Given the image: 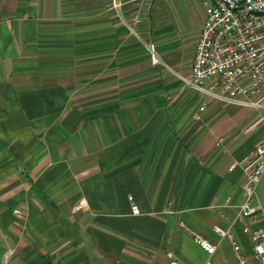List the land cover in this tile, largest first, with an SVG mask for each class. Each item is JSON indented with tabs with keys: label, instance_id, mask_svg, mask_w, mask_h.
Returning <instances> with one entry per match:
<instances>
[{
	"label": "crops",
	"instance_id": "obj_1",
	"mask_svg": "<svg viewBox=\"0 0 264 264\" xmlns=\"http://www.w3.org/2000/svg\"><path fill=\"white\" fill-rule=\"evenodd\" d=\"M206 11L157 0L138 37L112 0H0V264H259L237 213L264 112L164 65L190 73Z\"/></svg>",
	"mask_w": 264,
	"mask_h": 264
},
{
	"label": "built area",
	"instance_id": "obj_2",
	"mask_svg": "<svg viewBox=\"0 0 264 264\" xmlns=\"http://www.w3.org/2000/svg\"><path fill=\"white\" fill-rule=\"evenodd\" d=\"M156 1L112 0V9L127 29L139 37L136 26L142 21L141 12ZM204 5L206 19L196 43L190 73L183 74L168 64L164 65L184 86L204 97L264 112V0H204ZM125 7L131 13V22L124 17ZM206 107L207 102H204L195 119H201ZM260 122H264V115L255 124ZM224 142V138H219L216 146L221 147ZM240 163L245 173V198L239 205L237 218L250 220V223H245V230L251 232L255 257L259 264H264V212L261 207L253 206L264 174V135ZM132 211L140 213L135 204H132ZM14 213L23 215L19 209ZM193 236L209 256L215 254L217 243L197 232H193ZM232 244L236 256L243 263L240 246L233 238ZM8 257L6 254L4 261ZM149 264L160 263L152 260ZM170 264L182 263L170 254ZM206 264H213L212 260L209 259Z\"/></svg>",
	"mask_w": 264,
	"mask_h": 264
},
{
	"label": "rangeland",
	"instance_id": "obj_3",
	"mask_svg": "<svg viewBox=\"0 0 264 264\" xmlns=\"http://www.w3.org/2000/svg\"><path fill=\"white\" fill-rule=\"evenodd\" d=\"M201 95V94H200Z\"/></svg>",
	"mask_w": 264,
	"mask_h": 264
}]
</instances>
